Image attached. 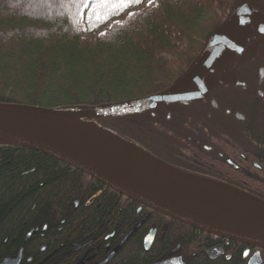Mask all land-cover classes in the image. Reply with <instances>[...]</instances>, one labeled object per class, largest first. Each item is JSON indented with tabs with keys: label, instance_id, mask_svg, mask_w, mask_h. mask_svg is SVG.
<instances>
[{
	"label": "trees",
	"instance_id": "1",
	"mask_svg": "<svg viewBox=\"0 0 264 264\" xmlns=\"http://www.w3.org/2000/svg\"><path fill=\"white\" fill-rule=\"evenodd\" d=\"M143 1L0 0V103L79 111L155 96L191 68L240 2L154 0L124 13ZM47 3L55 10L43 18ZM150 111L79 120L165 160L170 122ZM255 118L264 119V108ZM251 153L261 167L246 193L264 202V146L251 144ZM137 206L54 157L0 142V260L22 247L19 264H75L73 250L84 244L103 257L105 245L140 223L105 264H148L176 245L185 264L246 263L243 245L232 242L210 259L205 250L220 238ZM151 227L156 235L145 250ZM261 258L264 264L263 250Z\"/></svg>",
	"mask_w": 264,
	"mask_h": 264
},
{
	"label": "water",
	"instance_id": "2",
	"mask_svg": "<svg viewBox=\"0 0 264 264\" xmlns=\"http://www.w3.org/2000/svg\"><path fill=\"white\" fill-rule=\"evenodd\" d=\"M248 1L240 0L228 20L212 33L208 44L191 68L167 90L152 97L79 111L22 108L0 103V131L18 139L17 141L0 140V142L24 145L73 166L104 187L138 203V210L146 207L206 234L255 248V251L246 259L245 264H261L260 250L264 251V221L216 205H209L188 192L177 189L173 183L179 184L180 182L174 177L201 179L223 185L264 204L262 200L219 182L173 171L153 158L151 159L166 167L165 169L168 171L170 170L173 176L162 173L159 175L156 173L152 177L147 176L125 163L113 160L65 125V122H72L84 130L98 132L108 140L124 147L126 144H123L121 140L98 127L86 126L79 118L90 120L121 116L169 104L173 101H183L187 98L199 102L201 98L198 95L197 84L214 61L218 63L217 66L221 63L223 50L221 45L232 41L236 45H242L247 38V28L251 25V17H253ZM231 53L226 56L224 54L223 58L227 62L231 61ZM210 102L215 103L214 100ZM142 154L150 157L147 154ZM137 227L138 224L131 228L108 255L97 264H103L108 260ZM155 231V228L150 229L143 238L145 250L149 248ZM29 234L30 232L27 236ZM180 251V246L176 245L165 258L148 264H185ZM21 252L22 247L15 256L2 258L0 264H18ZM205 253L210 259H215L224 252L222 247L216 245L206 249ZM248 253L249 249H246L243 256L246 257ZM225 257L228 259L230 255L226 254Z\"/></svg>",
	"mask_w": 264,
	"mask_h": 264
},
{
	"label": "flooded vegetation",
	"instance_id": "3",
	"mask_svg": "<svg viewBox=\"0 0 264 264\" xmlns=\"http://www.w3.org/2000/svg\"><path fill=\"white\" fill-rule=\"evenodd\" d=\"M248 5L253 17L247 38L242 45L233 41L221 45V63L217 66L214 61L197 84L201 100L187 98L148 109L152 110L151 115H164L173 134L169 152L165 160L159 159L161 162L173 171L202 176L243 192H251L253 169L261 167L252 160L255 154L251 153V144L252 148L264 146V119L255 118L258 110L264 108V0H249ZM229 53L231 61L227 62L223 57ZM221 242L214 246L219 245L223 252L232 242L238 243L224 239ZM85 246L74 248L75 264H97L115 245H105L103 257ZM243 246L242 256L249 249L248 255L243 256L246 260L255 248ZM29 260L28 257L25 261Z\"/></svg>",
	"mask_w": 264,
	"mask_h": 264
},
{
	"label": "bare ground",
	"instance_id": "4",
	"mask_svg": "<svg viewBox=\"0 0 264 264\" xmlns=\"http://www.w3.org/2000/svg\"><path fill=\"white\" fill-rule=\"evenodd\" d=\"M65 125L117 162L125 163L133 169L150 177L156 175V173H158V175L162 173L173 176L171 175L170 170L168 171L165 169L166 167L161 166L150 157H146L131 147L118 145L117 143L108 140L100 133L91 130H84L82 127H79L72 122H65ZM0 140L17 141L18 139L10 137L0 131ZM174 178L180 182L179 184L173 183L177 189H182L209 205H216L233 212L247 215L253 219L264 221V204L253 198L223 185L207 182L201 179L186 177Z\"/></svg>",
	"mask_w": 264,
	"mask_h": 264
},
{
	"label": "rangeland",
	"instance_id": "5",
	"mask_svg": "<svg viewBox=\"0 0 264 264\" xmlns=\"http://www.w3.org/2000/svg\"><path fill=\"white\" fill-rule=\"evenodd\" d=\"M152 1H154V0H144L139 6H137V7H127L125 10H124V13L125 14H128V13H131V12H133V11H135V10H137L139 7H141L142 5H145V4H147V3H149V2H152ZM61 3H63V2H61ZM46 6L43 8V14H42V17L43 18H45V14H46V11H44V10H47V9H51L52 7H51V5L49 6V3H47V4H45ZM49 7V8H48ZM53 10H55V8H54V6H53V8H52V10L51 11H53ZM44 15V16H43ZM42 17H40V19L42 18ZM38 18V17H37ZM51 18V13H49L48 14V19H50ZM118 18H113V19H111V21H113V20H117ZM84 34V33H83ZM85 35V34H84ZM85 124V123H84ZM87 126V125H86ZM89 126H91V127H93L92 125H89Z\"/></svg>",
	"mask_w": 264,
	"mask_h": 264
}]
</instances>
